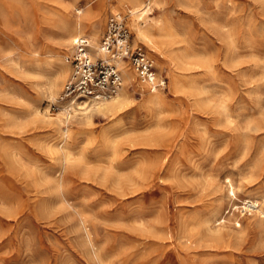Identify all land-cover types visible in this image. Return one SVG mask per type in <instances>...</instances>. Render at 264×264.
Masks as SVG:
<instances>
[{"label":"rangeland","instance_id":"1","mask_svg":"<svg viewBox=\"0 0 264 264\" xmlns=\"http://www.w3.org/2000/svg\"><path fill=\"white\" fill-rule=\"evenodd\" d=\"M178 1L0 0V264H264V0ZM112 13L160 104L128 68L117 112H67L65 56Z\"/></svg>","mask_w":264,"mask_h":264},{"label":"built area","instance_id":"2","mask_svg":"<svg viewBox=\"0 0 264 264\" xmlns=\"http://www.w3.org/2000/svg\"><path fill=\"white\" fill-rule=\"evenodd\" d=\"M65 60L71 67V76L61 101L73 106L82 102L101 103L116 96L128 68L151 92L165 91L168 85L146 48L133 43L126 18L120 13L108 17L106 31L97 47L92 46L88 36H76Z\"/></svg>","mask_w":264,"mask_h":264},{"label":"bare ground","instance_id":"3","mask_svg":"<svg viewBox=\"0 0 264 264\" xmlns=\"http://www.w3.org/2000/svg\"><path fill=\"white\" fill-rule=\"evenodd\" d=\"M132 2H136V1H132ZM150 8L151 7L149 6V3H147L143 7L138 9L137 11L136 10H134V11L130 10L129 14L132 17L134 15H136V14L137 15H142V17H143V16L149 14L148 11H149ZM113 10L114 11H118L119 10V5L115 6L113 8ZM99 11L100 10L97 7L96 8L94 7V9H92V13L94 12V14L98 13ZM71 24H74V25L72 26ZM78 26H80V25L77 22L69 21L68 22V26H66V27H68V32H72L74 34H80L81 30H77ZM132 28L135 30L137 37L141 38L144 41L150 42L153 39H155V37L157 35L155 33V29H154L155 27H153L151 25L146 27V24L145 25H138V23L136 21H133ZM70 36L71 35L69 34V36L67 37V40H69ZM91 36H92V41L93 40L95 41L96 40V33L94 32ZM92 46H94V45H92ZM65 72H66V70L61 67L54 75L52 73V76H51V78L49 80V88L51 89L52 95H54V90H56V88H58L59 80H60L61 77H63ZM126 73H127L128 77H130V78L133 77L134 78V73H132L130 71H127ZM138 84H139V86L142 89H144V91H146V90L149 91L148 87L143 85V84H141L139 81H138ZM149 93H151V95H149L147 97L145 102L147 104H149L150 106L159 105L160 101H161V98H160L161 96L158 95V94H152V93H155V92L149 91ZM126 98H127L126 95L122 94V95L118 96L116 99H113L112 101H105V102L97 103V104H100V106L96 107V110L97 111H106L108 113L109 112H111V113L117 112L118 108L121 107V105L125 102ZM70 106L71 105L69 104V105L65 106L63 109L68 112ZM71 107L79 109V110L84 108V107L82 108L81 106H79V103H77V105H75V106L72 105ZM245 205L249 209H252V207L253 208L257 207V204L254 203V201L249 200V199L245 201Z\"/></svg>","mask_w":264,"mask_h":264},{"label":"crops","instance_id":"4","mask_svg":"<svg viewBox=\"0 0 264 264\" xmlns=\"http://www.w3.org/2000/svg\"><path fill=\"white\" fill-rule=\"evenodd\" d=\"M150 55V54H149ZM151 56V55H150ZM152 57V56H151Z\"/></svg>","mask_w":264,"mask_h":264}]
</instances>
